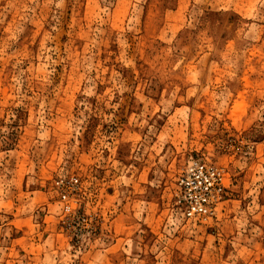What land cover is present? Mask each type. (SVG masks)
<instances>
[{"label": "rangeland", "instance_id": "obj_1", "mask_svg": "<svg viewBox=\"0 0 264 264\" xmlns=\"http://www.w3.org/2000/svg\"><path fill=\"white\" fill-rule=\"evenodd\" d=\"M0 264H264V0H0Z\"/></svg>", "mask_w": 264, "mask_h": 264}, {"label": "built area", "instance_id": "obj_2", "mask_svg": "<svg viewBox=\"0 0 264 264\" xmlns=\"http://www.w3.org/2000/svg\"><path fill=\"white\" fill-rule=\"evenodd\" d=\"M79 179L72 177L61 180L60 198L63 210H72ZM177 194L179 210L185 219H201L215 214L216 208L225 201L227 187L221 169L204 161H192L184 170L178 183Z\"/></svg>", "mask_w": 264, "mask_h": 264}, {"label": "bare ground", "instance_id": "obj_3", "mask_svg": "<svg viewBox=\"0 0 264 264\" xmlns=\"http://www.w3.org/2000/svg\"><path fill=\"white\" fill-rule=\"evenodd\" d=\"M222 170V169H221ZM223 171V170H222ZM217 209V208H216ZM216 211V210H215Z\"/></svg>", "mask_w": 264, "mask_h": 264}]
</instances>
